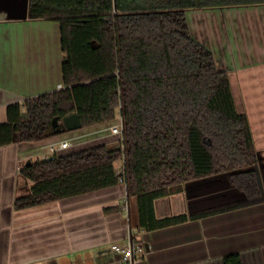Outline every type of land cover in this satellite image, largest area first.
Here are the masks:
<instances>
[{"label":"trees","instance_id":"trees-1","mask_svg":"<svg viewBox=\"0 0 264 264\" xmlns=\"http://www.w3.org/2000/svg\"><path fill=\"white\" fill-rule=\"evenodd\" d=\"M250 5L264 0H28V20L59 24L62 88L8 104L0 146L69 132L61 121L71 114L79 116L80 129L120 120L121 134L114 145L22 166L21 175L32 185L14 208L108 188L122 179L127 196L136 200L137 227L154 231L185 220L156 218V199L179 192L185 182L247 167L254 169L233 173L230 180L247 193L249 204L261 202L248 119L236 109L227 73L193 39L185 15ZM225 264H240L238 255L226 256Z\"/></svg>","mask_w":264,"mask_h":264},{"label":"crops","instance_id":"crops-1","mask_svg":"<svg viewBox=\"0 0 264 264\" xmlns=\"http://www.w3.org/2000/svg\"><path fill=\"white\" fill-rule=\"evenodd\" d=\"M27 9L28 0H0V123L6 121L8 104L62 86L59 24L28 20ZM185 15L193 39L227 73L236 109L248 119L264 193V5L187 10ZM109 128L104 124L0 146V264H122L110 246L130 239L145 247L138 264H225L232 254L240 264H264V199L249 204L247 193L230 180L253 167L191 180L179 192L156 199V218L185 220L154 231L137 227L136 200L122 182L14 208L32 185L21 175L22 166L51 158L48 146L64 141L70 147L60 153L114 145L119 138ZM122 166V160L115 163L117 173Z\"/></svg>","mask_w":264,"mask_h":264},{"label":"built area","instance_id":"built-area-1","mask_svg":"<svg viewBox=\"0 0 264 264\" xmlns=\"http://www.w3.org/2000/svg\"><path fill=\"white\" fill-rule=\"evenodd\" d=\"M62 86L59 85L58 89H61ZM111 135H120L121 134V121L109 128ZM70 147L68 141L59 143V145L51 144L48 146V153L53 157L60 152L67 150ZM120 182L123 183V180L120 179ZM110 250L120 256V261L122 264H138L145 254V247L143 244L133 241L130 239L127 243L123 245L113 244L110 246Z\"/></svg>","mask_w":264,"mask_h":264},{"label":"water","instance_id":"water-1","mask_svg":"<svg viewBox=\"0 0 264 264\" xmlns=\"http://www.w3.org/2000/svg\"><path fill=\"white\" fill-rule=\"evenodd\" d=\"M58 119L52 120L53 127L58 125ZM61 123L67 131H75L81 128L80 118L77 114H71L62 119ZM29 164V162L27 163Z\"/></svg>","mask_w":264,"mask_h":264},{"label":"rangeland","instance_id":"rangeland-1","mask_svg":"<svg viewBox=\"0 0 264 264\" xmlns=\"http://www.w3.org/2000/svg\"><path fill=\"white\" fill-rule=\"evenodd\" d=\"M118 119H119V117H118ZM117 123V122H116ZM116 123H113L112 124V126L113 125H115ZM111 127V126H110ZM70 132H73V131H69V132H66V133H70ZM110 134V133H109ZM112 136H114L113 138H119V135H112ZM111 139V138H110Z\"/></svg>","mask_w":264,"mask_h":264}]
</instances>
